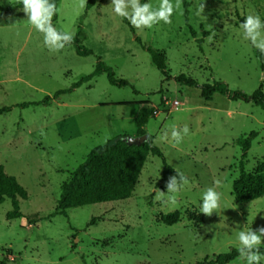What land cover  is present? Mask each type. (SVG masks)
<instances>
[{"label": "rangeland", "instance_id": "374dc122", "mask_svg": "<svg viewBox=\"0 0 264 264\" xmlns=\"http://www.w3.org/2000/svg\"><path fill=\"white\" fill-rule=\"evenodd\" d=\"M20 1L0 0V109L10 108L0 114V166L28 197L20 200L17 219L5 218L9 199L0 205V264H197L239 248V231L264 226L263 197L237 203L232 196L241 165L250 173L264 163V110L218 93L205 100L198 88L174 79L184 75L199 86L222 82L230 92L251 95L261 87L264 93V53L240 28L248 14L264 21V0H181L170 24L140 29L113 11L112 0H94L90 9L60 0L53 26L77 35L90 51L85 57L72 43L50 51L22 9L4 11ZM160 2L144 1L153 9ZM148 48L164 54L170 79L154 66ZM98 60L129 86L114 87L101 74L73 88ZM59 91L66 92L54 98ZM144 102L156 109L146 131L163 160L147 156L130 198L51 216L62 185L93 148L120 135L135 137ZM185 125L189 134L176 144L171 128ZM252 132L243 158L236 141ZM164 163L189 179L175 204L167 202ZM209 187L221 194L211 216L200 212ZM160 190L165 194L156 200ZM173 212L179 221L163 224ZM229 264L247 261L239 255Z\"/></svg>", "mask_w": 264, "mask_h": 264}, {"label": "trees", "instance_id": "16d2710c", "mask_svg": "<svg viewBox=\"0 0 264 264\" xmlns=\"http://www.w3.org/2000/svg\"><path fill=\"white\" fill-rule=\"evenodd\" d=\"M60 0H51L57 7ZM145 0H141L143 4ZM94 0H88L86 9L93 6ZM23 9L22 1L9 5L4 11H12ZM56 15H54V18ZM131 31L133 32L132 28ZM137 41L138 38H136ZM75 46L76 53L79 56H88L90 51L86 50L76 35L72 42ZM151 56L154 66L163 74L165 79H170L166 73V65L164 54L161 51L147 49ZM262 58V55H260ZM106 74L110 85L117 88L128 87L126 80L117 78L114 70L97 61L94 70L82 77L73 88L79 87L81 84L90 82L97 76ZM175 81L188 87H196L200 90L202 98L210 100L216 93L227 96L232 100H242L251 102L264 110V93L261 87L251 95H245L242 92H230L222 82H215L213 85L204 84L199 86L195 80L184 75L174 77ZM66 91L55 93L54 98ZM50 100L47 97L45 101ZM120 105H130L122 103ZM23 106H26L25 104ZM140 109L135 117L136 135L143 136L147 134L146 125L150 119L155 118L156 109L148 102L140 104ZM10 111L5 107L0 109V114ZM256 136L255 132L250 133L247 137L238 139L236 144L241 147L242 157L245 158L246 152L251 147V141ZM141 145H128L125 141L126 136H118L109 140L101 146L93 148L87 155L85 161L80 164L73 172L71 178L61 187L59 199L57 201V211L54 215H63L67 217L66 210L70 208L121 201L130 198L136 183L138 181L141 169L148 155H153L163 160L160 149L152 144V136ZM169 174L176 175V172L164 163L162 179H168ZM232 196L237 203H245L264 198V163L257 165L253 172H246L241 165L240 174L232 183ZM26 190L17 182V180L5 173L3 166H0V205L9 199L11 210L5 215L6 220H12L22 217L20 212V200L27 199ZM93 221V219L91 220ZM163 224L171 226L179 221V213H169L161 218ZM238 248L232 247L226 253L217 255L213 260H203L197 264H229L238 256ZM260 251L264 253V248L260 247Z\"/></svg>", "mask_w": 264, "mask_h": 264}, {"label": "clouds", "instance_id": "9594fccd", "mask_svg": "<svg viewBox=\"0 0 264 264\" xmlns=\"http://www.w3.org/2000/svg\"><path fill=\"white\" fill-rule=\"evenodd\" d=\"M23 12L27 15V20L35 29L44 34V44L50 51H60L70 44L74 34L68 31L58 30L53 26L52 20L60 10L51 0H22ZM87 0H79V7L83 8ZM113 11L120 17L126 18L130 24L137 28H151L155 24L163 21L170 24L174 12L181 7V0H177L174 5L171 0H161L158 8L153 9L150 3H141V0H112ZM205 3H201L199 11L204 12ZM243 30L245 40L251 42L252 46L264 53V21L259 15L248 14L245 20L240 24ZM214 35V34H213ZM210 35L207 39L211 41ZM187 125L180 129L176 126L171 128V137L176 144L183 141L184 136L189 134ZM149 139V137H148ZM176 175L170 176L166 183L168 201L172 204L177 202L176 193L189 184L188 177L178 169H175ZM219 184V181H216ZM165 192L160 190L156 193L155 199L161 200ZM221 194L214 187H209L203 193L200 212L211 216L219 209ZM240 247L238 253L240 257L246 258L247 264H260L264 259V253L260 251V245L264 243V226L259 229L241 230L238 233Z\"/></svg>", "mask_w": 264, "mask_h": 264}, {"label": "water", "instance_id": "95a60500", "mask_svg": "<svg viewBox=\"0 0 264 264\" xmlns=\"http://www.w3.org/2000/svg\"><path fill=\"white\" fill-rule=\"evenodd\" d=\"M148 140V134L138 137H127L125 139L128 145H141Z\"/></svg>", "mask_w": 264, "mask_h": 264}, {"label": "crops", "instance_id": "0c3cea01", "mask_svg": "<svg viewBox=\"0 0 264 264\" xmlns=\"http://www.w3.org/2000/svg\"><path fill=\"white\" fill-rule=\"evenodd\" d=\"M141 106H139V109H140ZM139 111V110H138ZM138 113V112H137Z\"/></svg>", "mask_w": 264, "mask_h": 264}, {"label": "built area", "instance_id": "2783aa9c", "mask_svg": "<svg viewBox=\"0 0 264 264\" xmlns=\"http://www.w3.org/2000/svg\"><path fill=\"white\" fill-rule=\"evenodd\" d=\"M155 115H156V112H155Z\"/></svg>", "mask_w": 264, "mask_h": 264}]
</instances>
